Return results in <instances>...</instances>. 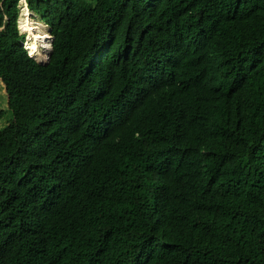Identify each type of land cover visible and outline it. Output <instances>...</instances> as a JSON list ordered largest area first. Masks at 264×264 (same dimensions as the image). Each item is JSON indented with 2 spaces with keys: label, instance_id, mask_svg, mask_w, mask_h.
I'll list each match as a JSON object with an SVG mask.
<instances>
[{
  "label": "trees",
  "instance_id": "obj_1",
  "mask_svg": "<svg viewBox=\"0 0 264 264\" xmlns=\"http://www.w3.org/2000/svg\"><path fill=\"white\" fill-rule=\"evenodd\" d=\"M0 0V264H264V0ZM1 116V115H0Z\"/></svg>",
  "mask_w": 264,
  "mask_h": 264
},
{
  "label": "rangeland",
  "instance_id": "obj_2",
  "mask_svg": "<svg viewBox=\"0 0 264 264\" xmlns=\"http://www.w3.org/2000/svg\"><path fill=\"white\" fill-rule=\"evenodd\" d=\"M28 18L30 20V24H32L34 28L33 29L34 34H30L23 30V28L27 25L26 20ZM18 23H19V29L21 31V34L25 35L26 42H24V48L27 49V52L29 53L30 57L34 58L40 64H43V65L48 64L49 57L52 54V44H53V41H52L53 36L51 34V28L47 24L42 22V20L38 16H36L33 12L30 11L26 0L21 1V13H20ZM34 35H41V37L50 36L51 48L50 49L40 48V51L35 56H32L30 45L36 40L34 39L35 37ZM0 115H1L0 116V130H1L4 126L8 125L10 121L12 120V114L8 108V100H7V96L5 92V87L1 79H0Z\"/></svg>",
  "mask_w": 264,
  "mask_h": 264
},
{
  "label": "bare ground",
  "instance_id": "obj_3",
  "mask_svg": "<svg viewBox=\"0 0 264 264\" xmlns=\"http://www.w3.org/2000/svg\"><path fill=\"white\" fill-rule=\"evenodd\" d=\"M26 22H27V25L23 28V30L25 32L30 33V34H34L33 33V29L34 28H33L32 24H30L29 18L26 20ZM34 36H35L34 39H36V40L30 45L31 55L32 56H35L40 51V48H47V49H50L51 48V38H50V36H43V37H41V35H34ZM52 41H53V37H52Z\"/></svg>",
  "mask_w": 264,
  "mask_h": 264
},
{
  "label": "water",
  "instance_id": "obj_4",
  "mask_svg": "<svg viewBox=\"0 0 264 264\" xmlns=\"http://www.w3.org/2000/svg\"><path fill=\"white\" fill-rule=\"evenodd\" d=\"M53 41H54V37H53ZM49 61H50V57H49L48 63H49ZM1 81H2V80H1ZM3 85H4V84H3ZM4 87H5V92L7 93L6 86L4 85Z\"/></svg>",
  "mask_w": 264,
  "mask_h": 264
},
{
  "label": "clouds",
  "instance_id": "obj_5",
  "mask_svg": "<svg viewBox=\"0 0 264 264\" xmlns=\"http://www.w3.org/2000/svg\"><path fill=\"white\" fill-rule=\"evenodd\" d=\"M27 50V49H26Z\"/></svg>",
  "mask_w": 264,
  "mask_h": 264
}]
</instances>
